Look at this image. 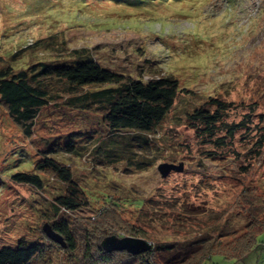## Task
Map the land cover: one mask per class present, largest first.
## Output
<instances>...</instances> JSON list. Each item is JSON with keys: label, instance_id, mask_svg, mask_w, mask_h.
Segmentation results:
<instances>
[{"label": "rangeland", "instance_id": "374dc122", "mask_svg": "<svg viewBox=\"0 0 264 264\" xmlns=\"http://www.w3.org/2000/svg\"><path fill=\"white\" fill-rule=\"evenodd\" d=\"M4 1L0 66L72 62L73 49L86 47L103 67L145 81L169 75L182 90L158 131L133 139L134 153L125 157L124 149H97L107 133L98 112L51 102L26 138L0 109V247L25 238L45 246L47 258L36 264H71L67 245L53 241L43 228L64 184L46 177L45 187L38 189L9 177L33 168L46 151L69 165L88 194V205L68 212L79 245L86 233L96 237L119 230L124 236L132 224L162 239L212 230L209 246L225 253L248 237V212L240 204L249 190L264 224V144L258 143L264 135V0H155L142 8V15L114 0H85L83 6L77 0ZM49 37L63 41L64 48L39 44L12 62L22 47ZM211 97L231 103L225 122L245 123L234 136L221 125L215 136L226 137L225 145L207 142L208 136L187 124L188 112L214 109ZM69 144L78 153L69 152ZM206 150L219 156L213 159ZM165 161L182 162L183 169L163 176L158 165ZM142 198L146 203L137 206ZM257 240L241 258L213 254L209 262L264 264V229Z\"/></svg>", "mask_w": 264, "mask_h": 264}, {"label": "trees", "instance_id": "16d2710c", "mask_svg": "<svg viewBox=\"0 0 264 264\" xmlns=\"http://www.w3.org/2000/svg\"><path fill=\"white\" fill-rule=\"evenodd\" d=\"M77 1L82 5L80 3L85 0ZM114 1L126 3L129 9L141 15L145 13L143 7L155 2ZM161 2L166 0H159V3ZM81 7L73 11L82 10ZM153 11L155 9L151 10ZM62 42H56L53 37L36 41L33 45L22 47V52H17L11 60H17L21 54L30 50L29 48L38 47L39 44L42 46L43 43L52 50H61L64 48ZM73 55L75 58L72 62L38 60L28 67H15L11 62L0 66V109L19 127L26 138L34 134L37 116L42 108L51 102L58 104L62 101L61 104L71 108L95 111L102 115L103 124L107 128V133L99 141L97 149L101 150V153L122 149V152L125 150L124 157L130 152L134 153L136 144L133 139L139 135L148 139L150 134L156 133L173 107L182 90L177 78L169 75L151 77L146 81L133 78L103 67L89 54L86 47L73 49ZM209 104L215 106L214 109L201 106L188 112L187 124L198 135L208 136L207 142L216 141L218 145H225L226 137L215 136L221 125L229 135L234 136L237 129L245 123L225 122V114L231 105L225 99L211 97ZM258 143L259 147H262L264 135ZM66 149L78 153L72 149L71 144L67 145ZM206 152L207 156L213 159L219 156L216 150ZM50 153L43 152L42 157L34 162L33 168L15 172L9 177L14 183L30 184L38 189L45 187L46 177L56 178L64 184L62 192L53 197L52 213H46L45 217L49 220L46 222L63 236L67 244L65 250L71 255V264H212L209 260L213 254L233 256L236 259L243 257L255 247L258 243L257 235L264 229V224L258 221L259 205L253 192L250 193L249 190L240 204L244 212H248L244 215V227L247 230L245 235L248 237H245L243 245L225 250V253L209 246L214 236L212 230L205 229L198 235L182 240L162 239L148 236L145 229L132 224L128 234L149 239L152 243L149 250L140 253H131L124 249L105 250L101 245L102 239L108 235L119 236V230L105 231L102 232L105 235L96 237L86 233L84 238H80V242L84 243L79 245V238L73 232L68 212L88 205V194L83 185L73 178L69 165ZM145 203L144 198L136 200L137 206L141 207ZM41 257L47 258L45 246L38 242L28 243L25 238H20L15 246L0 247V264H36Z\"/></svg>", "mask_w": 264, "mask_h": 264}, {"label": "water", "instance_id": "95a60500", "mask_svg": "<svg viewBox=\"0 0 264 264\" xmlns=\"http://www.w3.org/2000/svg\"><path fill=\"white\" fill-rule=\"evenodd\" d=\"M172 169L182 170L183 163L181 162L180 164H177L174 162L165 161V162H161L158 165V170L162 173L163 176L168 175V173ZM43 228L47 233V235L53 241L59 243L62 246L67 245L63 236L59 232L55 231L50 223L45 222ZM101 245L107 251L124 249L131 253H140L149 250L152 246V243L142 237H136L131 235H125V236L108 235L102 239Z\"/></svg>", "mask_w": 264, "mask_h": 264}]
</instances>
